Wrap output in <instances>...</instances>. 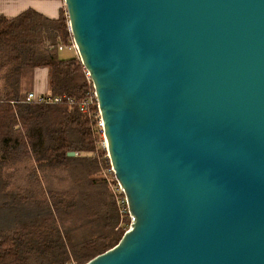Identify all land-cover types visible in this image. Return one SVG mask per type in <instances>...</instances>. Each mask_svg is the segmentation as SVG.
Wrapping results in <instances>:
<instances>
[{
    "label": "water",
    "instance_id": "obj_1",
    "mask_svg": "<svg viewBox=\"0 0 264 264\" xmlns=\"http://www.w3.org/2000/svg\"><path fill=\"white\" fill-rule=\"evenodd\" d=\"M63 2L130 218L84 264H264V0Z\"/></svg>",
    "mask_w": 264,
    "mask_h": 264
},
{
    "label": "trees",
    "instance_id": "obj_2",
    "mask_svg": "<svg viewBox=\"0 0 264 264\" xmlns=\"http://www.w3.org/2000/svg\"><path fill=\"white\" fill-rule=\"evenodd\" d=\"M65 13L0 17V264H84L129 225L101 173L104 167L113 175L96 142L97 109L91 117L80 110L92 90L86 70L75 52L63 58L58 49L72 38ZM37 67L48 70L44 96L58 102L25 101ZM26 159L22 186L12 192L16 171L9 166ZM58 171L69 182L62 189L51 184Z\"/></svg>",
    "mask_w": 264,
    "mask_h": 264
},
{
    "label": "crops",
    "instance_id": "obj_3",
    "mask_svg": "<svg viewBox=\"0 0 264 264\" xmlns=\"http://www.w3.org/2000/svg\"><path fill=\"white\" fill-rule=\"evenodd\" d=\"M27 10H34L49 19H56L61 13H64L65 5L63 0H0V17L13 18ZM70 53L69 57L75 55L73 51ZM61 56L63 57L62 54ZM47 80L48 70L40 67L35 68L29 90L35 94L47 93Z\"/></svg>",
    "mask_w": 264,
    "mask_h": 264
},
{
    "label": "built area",
    "instance_id": "obj_4",
    "mask_svg": "<svg viewBox=\"0 0 264 264\" xmlns=\"http://www.w3.org/2000/svg\"><path fill=\"white\" fill-rule=\"evenodd\" d=\"M58 49L59 50H64V49L70 50V51H73L77 54V49H76L75 43H74L72 38H71L70 43L64 44V45L63 44L58 45ZM85 74L87 75V81L91 85L92 90L90 91L88 96L81 102L80 110L85 112L88 117H91V112H90L91 109L90 108L93 106L96 107L97 112L95 114V118H96L97 122L94 125L93 129H94V132H97V133L99 132V134L102 136V140H103L102 145L106 149V142H105L104 135H103V125H102V120H101V117H100V114H99V111L97 108V101H96V97H95V92H94L92 83H91L90 78H89L86 71H85ZM25 101L26 102H34V103L45 102V103L51 104V103L58 102L59 98L58 97H47V96H44V94H35L34 92H29L27 94V96L25 97ZM112 187H113L112 191H113L114 196H115L116 205H117L121 219L123 217H129L125 197H124L121 189L119 188L117 183H115Z\"/></svg>",
    "mask_w": 264,
    "mask_h": 264
},
{
    "label": "rangeland",
    "instance_id": "obj_5",
    "mask_svg": "<svg viewBox=\"0 0 264 264\" xmlns=\"http://www.w3.org/2000/svg\"><path fill=\"white\" fill-rule=\"evenodd\" d=\"M61 54L65 58H67V57H69L71 55L70 51H67V50H64ZM102 141H103L102 140V136L100 135V138L97 139L96 142L100 146H102V148H104L103 145H102ZM106 155H107V151H106ZM29 164H30V161H28L27 159L26 160H23L22 162H19V163H15V164L12 163V164H10V166H9L10 170H13L14 169L16 171L15 177H14L13 181L10 184V191L17 192V190H18L17 187H21L22 186L23 179H24V175H25V173L27 171V166H29ZM102 168H104V167H102ZM102 168H101V173H102L103 176H106V178H108V180H109V187L112 189L113 188L112 186L115 184V183L112 182L113 179L115 180L114 175L108 174L107 168L106 169L105 168L102 169ZM110 170H111V165H110ZM112 174H113V172H112ZM61 176L65 177V173L64 172H61V171H58V172H56L54 174L55 180H52V182H51V184H52V186L54 188L62 189V188H65V187H67L69 185V182L68 181H66V180L61 181V180H59V177H61ZM111 182H112V184H111ZM121 221L122 222H127L129 224L130 223V218L127 219L126 217H123L121 219ZM128 227H129V225H128ZM69 264H74V263H69Z\"/></svg>",
    "mask_w": 264,
    "mask_h": 264
}]
</instances>
